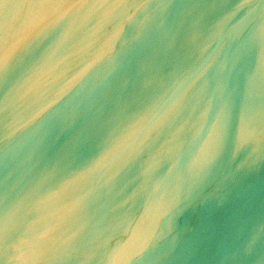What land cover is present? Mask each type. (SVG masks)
Here are the masks:
<instances>
[{
	"label": "water",
	"instance_id": "obj_1",
	"mask_svg": "<svg viewBox=\"0 0 264 264\" xmlns=\"http://www.w3.org/2000/svg\"><path fill=\"white\" fill-rule=\"evenodd\" d=\"M0 264H264V0H0Z\"/></svg>",
	"mask_w": 264,
	"mask_h": 264
}]
</instances>
